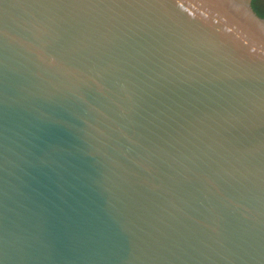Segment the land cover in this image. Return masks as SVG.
I'll return each mask as SVG.
<instances>
[{"label":"water","instance_id":"95a60500","mask_svg":"<svg viewBox=\"0 0 264 264\" xmlns=\"http://www.w3.org/2000/svg\"><path fill=\"white\" fill-rule=\"evenodd\" d=\"M0 264H264L251 0H0Z\"/></svg>","mask_w":264,"mask_h":264},{"label":"crops","instance_id":"0c3cea01","mask_svg":"<svg viewBox=\"0 0 264 264\" xmlns=\"http://www.w3.org/2000/svg\"><path fill=\"white\" fill-rule=\"evenodd\" d=\"M251 6L260 17H264L261 13V11L264 10V0H251Z\"/></svg>","mask_w":264,"mask_h":264},{"label":"trees","instance_id":"16d2710c","mask_svg":"<svg viewBox=\"0 0 264 264\" xmlns=\"http://www.w3.org/2000/svg\"><path fill=\"white\" fill-rule=\"evenodd\" d=\"M258 10V9H257ZM261 11V10H260ZM259 12V11H258ZM262 15H264V10L261 11Z\"/></svg>","mask_w":264,"mask_h":264}]
</instances>
